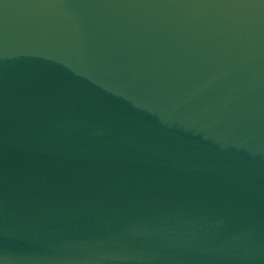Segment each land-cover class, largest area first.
Instances as JSON below:
<instances>
[{
  "label": "water",
  "instance_id": "95a60500",
  "mask_svg": "<svg viewBox=\"0 0 264 264\" xmlns=\"http://www.w3.org/2000/svg\"><path fill=\"white\" fill-rule=\"evenodd\" d=\"M0 264H264V0H0Z\"/></svg>",
  "mask_w": 264,
  "mask_h": 264
}]
</instances>
